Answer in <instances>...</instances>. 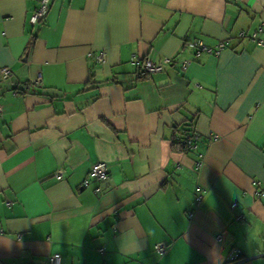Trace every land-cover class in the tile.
Here are the masks:
<instances>
[{
	"label": "crops",
	"instance_id": "1",
	"mask_svg": "<svg viewBox=\"0 0 264 264\" xmlns=\"http://www.w3.org/2000/svg\"><path fill=\"white\" fill-rule=\"evenodd\" d=\"M38 2L0 0V264H264V0Z\"/></svg>",
	"mask_w": 264,
	"mask_h": 264
},
{
	"label": "built area",
	"instance_id": "2",
	"mask_svg": "<svg viewBox=\"0 0 264 264\" xmlns=\"http://www.w3.org/2000/svg\"><path fill=\"white\" fill-rule=\"evenodd\" d=\"M50 0H39L38 6L35 8V10L32 12V14L29 17V23L34 26L41 22L49 8ZM252 41H254L258 46L264 47V36H259L257 32H253L250 34L249 37ZM189 45L191 47L195 48V55L200 56L201 54L207 53V54H219L221 50L224 48L225 43L223 41H220L217 45L214 47H210L205 45L202 41H193L190 42ZM96 60L98 62H102L104 60V52L100 51L97 54ZM171 62L170 58H163L160 62H155L151 58L144 57L138 61H136V64L140 67V70L143 74H152L156 72H160L163 70V65ZM187 66V62H183L181 65V68L184 70ZM0 76L3 80L8 79L11 76V70L8 67H2L0 68ZM35 84H40L41 82V74H37L36 78L32 81ZM27 87L30 86V83L26 85ZM0 113H1V107H0ZM196 140L197 135L193 133L192 136L184 138L182 140L183 144L185 145L186 149H194L196 148ZM202 154H198V160L196 161V168L198 169L201 165V159ZM56 180L61 179V172L58 171L54 174ZM108 176L106 164L103 161H97L93 163L90 167L89 171V178L92 179L97 183V186L94 188L95 193H101V187L98 185V183H101L106 180ZM89 180H85L83 182L84 186H87L89 184ZM259 196H264V191H259L257 193ZM201 199V195H197L196 197V204L199 203ZM235 203L231 205L232 208H234ZM242 217L236 216V219L239 220ZM217 239H221V236L218 235L216 237ZM167 247L163 244H156L155 250L163 254L166 252ZM242 261V253L238 248H232L230 252L228 253L226 264H234L239 263ZM45 264H61V256L59 253H52L47 256V260Z\"/></svg>",
	"mask_w": 264,
	"mask_h": 264
},
{
	"label": "trees",
	"instance_id": "3",
	"mask_svg": "<svg viewBox=\"0 0 264 264\" xmlns=\"http://www.w3.org/2000/svg\"><path fill=\"white\" fill-rule=\"evenodd\" d=\"M250 35H248V38ZM250 39V38H249ZM251 40V39H250ZM177 138L172 142V145L174 146L175 149L179 150H188L186 149L185 145L183 144L182 140L184 138L190 137L193 135V130H194V122L193 120L182 123L181 125L177 126Z\"/></svg>",
	"mask_w": 264,
	"mask_h": 264
},
{
	"label": "clouds",
	"instance_id": "4",
	"mask_svg": "<svg viewBox=\"0 0 264 264\" xmlns=\"http://www.w3.org/2000/svg\"><path fill=\"white\" fill-rule=\"evenodd\" d=\"M128 236H129V233L127 232L125 234V236L123 237V242H124V240L128 239ZM132 239H133L132 251L137 252L139 250V243L137 241V237H136V234L135 233H132ZM121 251H122V253L124 252L123 243L121 245Z\"/></svg>",
	"mask_w": 264,
	"mask_h": 264
}]
</instances>
